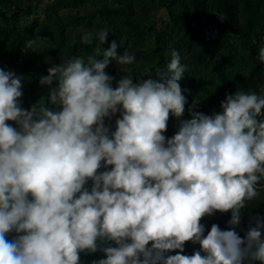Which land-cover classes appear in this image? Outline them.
<instances>
[{
    "label": "clouds",
    "instance_id": "obj_1",
    "mask_svg": "<svg viewBox=\"0 0 264 264\" xmlns=\"http://www.w3.org/2000/svg\"><path fill=\"white\" fill-rule=\"evenodd\" d=\"M108 35L98 31L100 45ZM117 47L112 41L103 60L98 49L87 62L48 68L40 83L57 82L48 97L55 108L43 98L22 108L23 77L0 68V264H80V253L98 250L106 258L93 264H264V217H252L243 238L235 230L264 178V95L237 91L213 115L193 103L182 119L180 54L154 76L123 75L113 88L110 59L136 60ZM257 59L264 64V46ZM117 112L110 133L105 118ZM170 115L179 127L168 138ZM229 211L231 227L212 224L205 235L203 218ZM187 242L200 249L182 254Z\"/></svg>",
    "mask_w": 264,
    "mask_h": 264
},
{
    "label": "rangeland",
    "instance_id": "obj_2",
    "mask_svg": "<svg viewBox=\"0 0 264 264\" xmlns=\"http://www.w3.org/2000/svg\"><path fill=\"white\" fill-rule=\"evenodd\" d=\"M182 1L192 9L191 0ZM204 1L209 3V9L218 22L216 39L225 45L221 46L222 43L216 41L214 52L201 60L200 42H190L186 30L172 19L165 0H0V68L23 77L22 108L29 109L42 98L47 107L55 108L48 97L57 82L54 81L51 86L40 83L41 78L47 76L48 68L76 57H82L87 62V57L97 55L98 49L101 53L96 58L103 60V51L115 41L118 55L127 51L136 60L131 65L119 66L115 60L110 59L105 72L114 78L112 87L117 86L123 75H131L134 82H137L149 75L154 76L159 69L153 49L160 33L167 52L171 54L173 50L177 51L182 65H186V71L179 81L182 90L190 81L201 88V104L194 110L213 115L222 111L221 103L227 95L237 91L253 93L259 87H264V64L257 59L258 50L262 47L259 40L264 42V21L254 29L250 37L241 38L229 28L217 0ZM249 1L264 14V0ZM236 5L240 23L245 24L247 15L243 0H236ZM108 9L112 15L110 18L102 14L103 10ZM100 29L109 32L107 42L102 45L96 39ZM85 34L92 36L91 44L82 41ZM122 68L126 71L122 72ZM191 106L186 103L182 119L191 118L188 111ZM118 118L119 112L111 118H105L110 133L115 131ZM8 123L16 127L15 122ZM178 127L179 121L170 115L164 135L171 138ZM110 168L102 167L99 171ZM259 187V196L241 210V223L235 230L242 238L248 228L254 226L251 223L252 211L258 200L264 199V178ZM214 216L222 220L225 230L231 227L228 224L230 211L216 212ZM15 235L13 233V238ZM199 249V244L187 242L182 254L190 256ZM90 254L80 253V264H86ZM244 264L260 262L245 260Z\"/></svg>",
    "mask_w": 264,
    "mask_h": 264
},
{
    "label": "trees",
    "instance_id": "obj_3",
    "mask_svg": "<svg viewBox=\"0 0 264 264\" xmlns=\"http://www.w3.org/2000/svg\"><path fill=\"white\" fill-rule=\"evenodd\" d=\"M243 2L244 10L247 15V21L245 24L240 23L237 13L236 0H217V4L220 9L223 10L227 24L229 28L232 29L234 35L241 38H248L254 32V29L264 21V14L259 12L258 6L252 4L249 0H243ZM165 4L169 9L172 19L179 23L188 33L190 42H195L196 40L200 42V59L204 60L207 55L212 54L216 48V41H219L216 39L218 22L214 13L209 9V3H206L204 0H191L192 9L182 0H165ZM102 14L108 18L112 16L110 15V9H108V11L103 10ZM160 37L161 34L158 33V38L155 41L153 51L157 59L159 69L164 70L166 65L170 63L172 56L164 48ZM219 42L222 43L221 46L225 45L223 41ZM259 44L264 46V42H261V40H259ZM28 70L32 73L31 68L28 67ZM200 90L201 88L195 86L192 81L187 83V86L183 91V94L187 98V102L190 104L196 103V106H200ZM259 91L260 87L253 93L257 94ZM259 95L263 94L259 93ZM91 186L92 182L89 181L85 187L90 190ZM252 215V217H264V199L258 200L257 206L252 211ZM201 223L205 225V235H207V232L210 230L212 224H218L222 230H225L222 220L214 215L211 217H204ZM8 238L12 239L13 233L9 234ZM105 246L115 245L113 242H108ZM168 254L175 255L176 252L174 251ZM104 258H106L105 254L98 250L96 253H91L88 256L86 264H93V261H99Z\"/></svg>",
    "mask_w": 264,
    "mask_h": 264
},
{
    "label": "built area",
    "instance_id": "obj_4",
    "mask_svg": "<svg viewBox=\"0 0 264 264\" xmlns=\"http://www.w3.org/2000/svg\"><path fill=\"white\" fill-rule=\"evenodd\" d=\"M259 93L264 94V87L260 88ZM259 93H257V95H259Z\"/></svg>",
    "mask_w": 264,
    "mask_h": 264
}]
</instances>
